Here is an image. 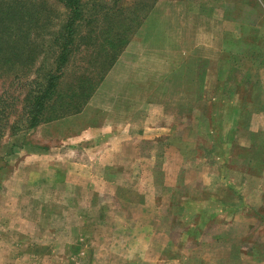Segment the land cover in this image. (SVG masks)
<instances>
[{
    "label": "crops",
    "instance_id": "0c3cea01",
    "mask_svg": "<svg viewBox=\"0 0 264 264\" xmlns=\"http://www.w3.org/2000/svg\"><path fill=\"white\" fill-rule=\"evenodd\" d=\"M229 11L228 2L153 4L140 25L148 27V36L139 40L134 59L140 27L92 94L107 77L118 79L116 70L129 52L132 59L112 104L97 109L106 116L90 130L82 126L76 135L66 134L60 147L49 151L54 170H148L145 206L154 213H148L144 244L126 247L138 254L126 264H244L245 256L264 264L262 242L251 241L250 235L222 248L224 262L205 257L221 255L212 247L200 256L205 229L224 217L222 230L230 233L227 214L251 205L239 186L254 183L260 192V207L250 215L258 224L254 232L264 225V215L258 213L264 207V44L259 24ZM93 129L100 144L90 151ZM172 209L176 212L170 214ZM181 221L192 230L175 235ZM190 236L201 239L192 249L187 246ZM224 240V234H215L220 248L227 244ZM250 242L251 249L244 252Z\"/></svg>",
    "mask_w": 264,
    "mask_h": 264
},
{
    "label": "rangeland",
    "instance_id": "374dc122",
    "mask_svg": "<svg viewBox=\"0 0 264 264\" xmlns=\"http://www.w3.org/2000/svg\"><path fill=\"white\" fill-rule=\"evenodd\" d=\"M86 1L88 18L96 17L98 20L84 26L83 35L86 38L81 41L84 45L71 57L58 83V92L65 97L60 103L63 108L51 102L53 108L48 110L49 117L56 116L65 111L67 105H75L77 100H81L80 93H74L80 75L97 77L99 74L95 72L102 69H96L95 65L102 66L100 62L108 61L105 56L106 51L110 50L108 42L118 40L116 49H124V42L119 41L120 38L129 39L134 35L141 28L148 9L157 1L164 0ZM195 1H199L202 7L228 2L230 15L246 16L247 23L259 24V38L264 44V0ZM50 3L56 11H65L58 0H51ZM249 12L253 13L251 20L248 18ZM51 30H57V25ZM145 33L148 36V27L140 30L132 49L133 59L138 42L145 38ZM45 48L26 75L23 72H10L0 77V95L12 104V108L8 109L9 118L0 128V134L4 135L0 138V264H126L129 258L138 257L136 253L126 252V247L144 244L143 235L145 238L148 233V213H154L145 206L148 204V170H54V159H50L49 151L54 146L60 147L66 134L71 137L81 128H93L99 119L106 116L107 113L100 114L103 110L97 109L112 104L113 92L123 80L121 75L128 70L130 54L127 53L129 57L123 59L116 70L118 79L113 78L115 75L107 77L101 90L91 96L82 114L43 122L30 129L26 114L27 95L36 88L35 79L41 81L55 65V53L48 45ZM41 64L43 66L38 71ZM96 133L93 129L89 134L90 151L100 144L97 143L99 135ZM104 134L101 133L100 137ZM32 153L37 156H32ZM59 164L65 167L64 160H60ZM253 187L254 183H249L248 188L239 186L252 208L244 207L243 212H236L235 209L229 214L224 212L229 215L227 228H233L230 233L222 230L226 225L224 217L219 219L222 222L212 223L205 229L207 237L202 238L205 247L202 246L200 256L205 255L207 247L213 248L221 255L206 254L205 257L224 262L227 255L221 252L224 250L222 248L230 247L234 241H238L237 238L246 235L251 236V241L262 242L264 247V225L259 224V231L254 232L258 224L250 215L257 212L255 207H260L257 206L260 192ZM157 193L159 198L161 191ZM171 212H176V209L170 210V214H173ZM258 213L264 215V207ZM186 229L192 230V226L181 221L174 234ZM190 234L199 235L198 232ZM215 234H224L226 240L223 242L227 244L221 248L216 245ZM190 238L187 246L191 249L201 242V239L198 240L200 237ZM252 245L251 242L244 244V252ZM254 263L249 257H244V264Z\"/></svg>",
    "mask_w": 264,
    "mask_h": 264
},
{
    "label": "trees",
    "instance_id": "16d2710c",
    "mask_svg": "<svg viewBox=\"0 0 264 264\" xmlns=\"http://www.w3.org/2000/svg\"><path fill=\"white\" fill-rule=\"evenodd\" d=\"M58 1L65 10L61 13L52 7L51 0H0V77L10 72H23L26 75L44 53L46 45L55 53L54 69L46 73L41 81L35 79L36 88L31 89L27 95L26 114L30 129L43 122L79 113L122 51V48L116 49L118 40L111 39L108 42L110 50H107L105 55L108 61L100 62L102 66L95 65L96 69H102L95 72L99 75H80L74 93H80L81 100H77L75 105H67L66 110L56 116L49 117L48 110L53 108L50 103L59 105L64 101L65 97L58 92V83L63 78L71 57L84 45L81 42L86 38L83 35L84 26L98 20L96 17L88 18L86 0ZM56 25L57 30H51ZM121 40L124 42V48L128 38H120L119 41ZM42 66L41 64L38 71ZM11 106L12 104L0 95V128L4 127L5 120L9 118L8 109L12 108ZM60 106L63 108L62 104ZM3 136L1 133L0 138Z\"/></svg>",
    "mask_w": 264,
    "mask_h": 264
}]
</instances>
